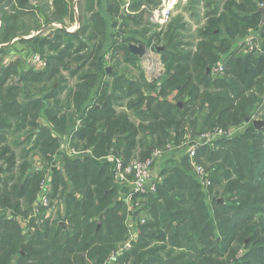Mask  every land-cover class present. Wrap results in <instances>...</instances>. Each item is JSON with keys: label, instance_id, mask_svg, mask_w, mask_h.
<instances>
[{"label": "trees", "instance_id": "trees-1", "mask_svg": "<svg viewBox=\"0 0 264 264\" xmlns=\"http://www.w3.org/2000/svg\"><path fill=\"white\" fill-rule=\"evenodd\" d=\"M146 1L157 5V0ZM206 1V22L197 32L200 42L194 49L191 41L184 40L186 25L181 16L166 30L153 34L147 45L153 41L162 45L166 75L159 86L149 85L142 75L144 88L125 73H112V87L99 81L106 71L99 69L98 58L78 55L85 43L76 45L75 35L60 30L52 39L43 34L25 39L31 36L27 32L17 35L24 32L21 19L33 13L29 9L35 6L31 0H0V264H12L14 257L16 264H103L129 236L128 202L119 196L108 155L114 154L127 165L140 148V161L145 162L169 144L178 148L187 143L189 130L198 137L207 131L227 133L231 126L264 111V22L260 13L264 0ZM198 2L190 1L185 11L196 16ZM53 22L59 19L53 17ZM248 36L255 37L252 50L246 44ZM14 39L26 44L31 53L48 56L47 68L35 73L19 71L17 64L3 65L6 46ZM118 45L136 65L138 59L127 55V43ZM102 47L103 42L97 54ZM241 48L243 55L238 54ZM75 63L78 67L72 74L82 82L70 96L82 123L67 129L66 116L47 102L58 101L60 93L56 92L61 89L53 84H60L62 72H71ZM219 64L224 75L213 77ZM43 92L41 98L35 95ZM170 96L173 102L167 100ZM117 107L131 114L119 113ZM132 114L139 122L132 121ZM41 116L51 128L37 122ZM254 122L242 135L214 146L205 141L197 149L196 160L207 163V172L212 171L207 192L221 188L211 200L207 194L209 205L201 192L204 186L193 172L190 175L188 155L171 161L167 165L171 169L163 167L160 175L166 177L157 185L156 197L132 196L136 216L146 213L149 219L140 222L138 240L119 255L118 264H264V127L256 130ZM65 133L70 154L60 156L57 136ZM173 136L175 142L170 141ZM29 143L32 147L24 154L29 162L19 164L13 148H26ZM76 152L78 156L72 157ZM37 158L45 166L30 172ZM43 193L50 201L64 203L61 221L70 223L71 232L60 225V233H53L46 223L38 230L27 226L34 233L23 234L15 218L24 220L38 205L39 212H47L38 200ZM23 206L28 207L26 211ZM5 211H11L14 218L8 219Z\"/></svg>", "mask_w": 264, "mask_h": 264}, {"label": "rangeland", "instance_id": "rangeland-1", "mask_svg": "<svg viewBox=\"0 0 264 264\" xmlns=\"http://www.w3.org/2000/svg\"><path fill=\"white\" fill-rule=\"evenodd\" d=\"M44 1L46 3L41 4L39 6L36 5L32 9H29V10H34V12L25 15L21 19L22 20V26H21L22 28L21 29L24 32L18 33L17 35L27 32L26 34H30L31 33V37H34V36L39 35V34H43L44 35V33H45L44 31H47V30L50 31L51 28H47V29H45V28L48 26V24H47V22H49L48 19L52 16L53 10L55 9L54 8V3H55L56 0H44ZM190 1H192V0H187L186 2L180 1L176 5L174 13L172 15V18H171L170 22L161 31L166 30L167 27L173 22V20H175L177 17L181 16L182 20H183L182 23L186 25V30L183 31L184 40H185V38H187L188 41H191L190 42L191 48L194 49L195 46L200 42V40H198L199 37H198L197 32H198V30L201 27H203L205 25V22H206L205 14L207 15V1L206 0H199L198 6H197V12H196L197 15L196 16L193 15V13L190 12V11H185V8L188 6ZM43 5H46V6L44 7ZM194 6H192V8ZM262 7H263V5H262ZM9 14H13L14 15L15 12L9 11ZM56 14L58 16V15H60V12L58 11ZM57 16H55V17H57ZM61 16H62V14H61ZM61 16H60V18H61ZM36 18H38V19H36ZM156 30H158V29H156ZM187 30H188V32H187ZM157 33H160V32H157ZM250 34H253V33L251 32ZM250 34H248V35H250ZM15 42L17 43V40L16 41L14 40L12 42V44L15 43ZM97 45L99 47L100 44H97ZM155 45H156V43H155ZM236 45H237V43L234 44V46H236ZM156 46L159 47V48L161 47V51H162V45H156ZM10 48L12 49V52L10 53L11 58H9V57H7V58L5 57L4 58L3 57L2 64H5V65L7 64V66L17 64V67L19 66V69H20L19 71H26V72L33 71L35 73L43 71V70H45L47 68V64H48V61H49L47 59L48 56H43V55L41 56L40 54H38V55L33 54V53H31V51H29V47L28 46H23V45H20V44L18 45V47H16L15 44L11 45ZM10 48H8V49H10ZM120 48H121L120 45L115 47V52H118V54L116 55L115 58H113L111 56L112 53L110 55L109 54L107 55V59L109 61L107 66H108V69L110 71H108L106 73L103 72L104 74L101 75L99 81H101L103 84H107L108 87H112L113 86L112 84H113L114 81L111 82V80H112L111 75H112L113 72H115V73H123L125 70H132L135 73V75H136L134 80H136L139 83H142L144 88L146 87V84L143 82L142 75L144 76V78L146 79V81H147V83L149 85L155 84V85L159 86L161 84V80L163 79V77H165L166 74H165V68H164V66L162 64V60H161V55L160 54H157V52H153L152 48L151 49L147 48L148 50H147L146 54L144 55V57H142V59L139 60V62H137L136 65H132L131 62H129L127 60L126 55H124L123 52H121ZM244 48H241L238 51V54H240V55L245 54ZM93 51H95V48H94ZM84 54H88V53L85 52ZM102 58H104V57H102ZM102 58H100V60H101L100 63H102L103 61L106 60V59H102ZM98 61H99V59H98ZM33 64H35V65H33ZM67 72L71 73L70 71H67ZM215 72H216V70H215ZM68 75L69 76H65L64 75L63 81H61L60 84H57L56 88L58 89V87H59L61 89V91H62L61 92L60 90H58L59 92H56L57 94L60 93V95H61V94H63V91H65V88L67 87V85L64 84L65 81L70 85L69 86L70 88L71 87L73 88L74 85L79 81L75 76L72 75V73L68 74ZM129 75H130V77L132 76L131 74H129ZM223 75H224V73L221 74L220 77H222ZM216 76H217V72H216V74L213 73V77H216ZM126 77H128V75H126ZM17 78H19V77L17 76ZM12 82L13 81L10 82V85L12 84ZM154 82H156V83H154ZM36 91L34 90V92H36ZM91 94H92V92H91ZM35 95L37 97L41 98L44 95V92L43 93H35ZM64 97H62L60 100L63 101ZM170 97L172 98V96H170ZM123 104L126 105L127 104V100L124 101ZM261 109H262V107H261ZM116 110L119 113L121 112V109H119L118 107L116 108ZM127 112H130V110L128 109ZM132 115H131L132 121H134V120L136 121V118L132 117ZM202 119H203V117H200L199 119H197V124L199 122H201ZM254 120H256L257 122H261L260 123L261 125H259V126L257 125L256 126L255 125L256 121L254 122ZM252 122H254L253 124H254L256 130H260L261 128H263L264 127V111L260 110L259 114L258 113H257V115L255 114L252 119L247 118V121L244 124H241L239 126H231L230 127V132L228 133L229 135H226V136H228L229 138L233 139L238 134L242 135V133H244L247 130L248 125L251 124ZM232 131H234V132H232ZM172 132L176 135L174 130H172ZM211 134L212 133L208 132V131L204 133V135H206V136H210ZM187 136H189L188 143H190L189 144L190 147L191 146H195L196 147L197 145L204 146L206 144L205 141L200 139L201 136H199V137L198 136H192L190 130H189ZM53 137L56 138V136H54V134H53ZM175 137L176 136L171 137L170 141L175 142ZM223 139H224L223 137H216L213 140H211L212 143H207V144H210V146H214L216 142L222 141ZM170 145H174V144L172 143ZM27 146L28 145H26V148H27ZM170 147L173 148V150L175 148L174 146H170ZM180 148L179 147L175 148L177 151L169 150L168 147H166V149H163L162 157H160L157 160L158 162L157 161L155 162V165H154L153 169L150 171V174H149V180H148L147 187L150 188V187L154 186L155 187V191L152 192V193L144 192V193H140V194L143 195L145 193H148V195H152V196H155V197L157 196V185L160 184L163 181L164 177H166V176H161L160 175L162 170H163V167L165 166L167 169H171V166H167L171 161L180 160L183 156L187 155L186 149L183 150V149H180ZM27 151H28V149L25 150L23 153L19 152L17 154V157L19 158V162H18L19 164H22V163H24L27 160L29 162V157H25L24 156V154ZM160 151L161 150H156L153 153L152 158L148 159L147 161L151 160V161L154 162L155 154L157 152H160ZM76 153H74V155H72V157H77L78 155ZM140 153H141V149L139 148L135 152V155L132 156V158H133L132 160L133 161L128 160L129 162H128L127 165L122 163L123 166H124V171H126L129 166H130V168H132V166H134L136 163H141L142 164V163L147 162V161H145V162H141L140 161L141 160L140 159L141 155L143 154V153H141V154ZM113 155L114 154H110L106 158V160H110L111 161V164H112V161H113V159L115 157ZM115 158H116V160H120L121 162L123 161L121 158H117V157H115ZM189 159H190V167H191L190 175L192 176V172H193V175L196 177L198 182L200 184H202L203 186H206L203 183L204 180L205 181L207 180L208 182H210V176L212 175V171L211 172H207V163L206 164H205V162L204 163H199L198 160H196V158L195 159H191L189 157ZM31 166H32L31 167L32 170L30 172H34L33 170L36 171L39 167L42 168L45 165L42 163V160L38 158V162H36L35 164H32ZM197 166H200V167H202L204 169L205 176H201L200 174L197 173V171H196V167ZM112 167H113V165H112ZM111 174H112L113 178H116L117 182H119V181L124 182V180L120 178V176L118 175L116 170L115 171L111 170ZM48 176H49L48 173H46L45 178L48 177ZM125 180H126L127 184H129L130 190H129L127 196H126V198H129V200H128L129 213H127V223H126V225L128 227L129 236H128V240L126 242H124V245L131 244L132 241H137L138 240V238H139L138 235L140 233V231H139L140 222H141V224H145L147 219H149V216H148V218L147 217H141L142 213L141 214L138 213L137 216H136V213H137L136 210L137 209L133 208V205H132L131 198H132L133 195H135L138 192V189L140 187V182H139L138 178L136 177V175L134 176L132 171L128 170V175H127ZM119 186H120L119 184L116 185L118 193L120 192L119 188H118ZM208 186L209 185H207V188H205V187L201 188L202 189L201 192L206 197V199H207V194H209L208 198L211 200V198L216 197V194L218 195V193H221L220 192L221 188H218L216 190L214 189L213 192L210 194V191L207 192V190L209 189ZM184 193L186 195V198H188V194L185 192V190H184ZM42 196H43V194H42ZM119 196H121L120 193H119ZM78 197H81V194H78ZM38 200H40V197L38 198ZM48 200H49V198H48ZM48 202L50 204L44 205V207L42 208V210L47 208V212H45V211H43V213L39 212L40 209H39V205H38V206H35V208H34V210H32V212L29 211V216L27 218H25L24 220H23V218L21 216L18 217V218H15L16 221L18 222V224L20 225V227L22 228V230H25L26 226H30V227H33L34 229L38 230L39 228H43L45 226V224L48 223V226L50 228H52L53 233H58V234L60 233V230H58L60 225L64 226L66 229H68V231L71 232L72 227H71L70 223H68V222L66 223V222L61 221V218L63 217V215L65 213L64 203H62L58 199H53L52 201L49 200ZM206 204L207 205L210 204L208 199H207V203H205V205ZM136 207L140 208L139 205H136ZM27 208L28 207L23 206L22 210L26 211L25 209H27ZM4 214L6 215V217L8 219H11L13 217L12 216L13 214L11 213V211H5ZM212 219H215V218H212ZM60 238H61V235L57 239L59 242H60ZM62 240H63L64 243L66 242V238L64 239V236L62 237ZM68 241H69V239H68ZM122 247L123 246L119 247V249L122 248ZM115 253H117V251ZM112 255L109 258H107L106 261L103 264H118L117 260H118L119 257H115L114 259H112Z\"/></svg>", "mask_w": 264, "mask_h": 264}, {"label": "crops", "instance_id": "crops-1", "mask_svg": "<svg viewBox=\"0 0 264 264\" xmlns=\"http://www.w3.org/2000/svg\"><path fill=\"white\" fill-rule=\"evenodd\" d=\"M44 0H32V3L34 6H39L41 4L46 3ZM186 2L187 0H179V2ZM148 2L146 0H56L54 3V10L52 13V16L48 19L49 22H47L48 26L45 28H51L50 31H44V36L47 38L52 39L57 33V30L60 31H65L66 35L73 36L75 35V44L77 45L79 42L85 43V48L83 51H80L78 55H90L93 58L96 57L99 59L98 65L99 69L104 68L106 72L110 71L108 69V59L107 55L111 54V56L116 57L118 52H115V47L118 46L119 42H126L127 43V55L131 59H142L141 56H138L134 53L131 52L130 50V45L133 46H139V45H144L146 47V52L147 48H152L153 52H157V54H160L161 49L157 47L154 44V41L151 43L150 46L147 44L152 41V36L155 32H161L159 30H156V26L152 23V18H151V13L152 9H154L155 6L153 5H148ZM158 4V0H157ZM44 7L46 5H43ZM157 6V5H156ZM60 12V15L57 16V12ZM62 14V16H61ZM57 16L59 19L60 16L61 18L59 19V22H53V17ZM56 18V17H55ZM38 19V18H36ZM1 25V23H0ZM44 29V30H45ZM25 39L31 38V36H25ZM23 38V39H24ZM17 40V43H13V41ZM11 41L6 47V58L10 56V53L12 52V49L10 48L11 45H23L27 46L26 44H23L20 42L19 39H14ZM103 42V47L101 51L97 54L96 50L98 48L97 44H100ZM18 44V45H17ZM95 46V47H94ZM10 48V49H8ZM95 48V51H93ZM88 51V52H87ZM88 54H84V53ZM121 52H123L124 55H126L125 51L121 49ZM145 52V54H146ZM102 53V54H101ZM101 54V55H100ZM104 57V58H102ZM144 57V56H143ZM100 58L106 59L102 63ZM5 65V64H3ZM7 66V64L5 65ZM78 67L77 63L73 65V69L71 70V73L76 70ZM87 69V68H86ZM85 69V70H86ZM84 70V71H85ZM67 71H63V78L65 76H69ZM115 73V72H113ZM123 73L128 75V79H134L135 78V73L132 70H125ZM123 73H119V75H122ZM131 74L132 76L130 77ZM73 75V74H72ZM75 76L79 81L74 85V87L70 88L69 84L65 81L64 84L67 85V89L63 94H61L58 97V101L56 102L55 99H50L47 103L48 106L54 107V109L59 112L60 114L66 116L67 118V129H70L72 125L76 122L77 126H79L82 123V120L80 118L79 113L75 109L72 103V99L70 94L72 95V91L76 90L78 87V84L81 83L82 81L78 78V75H73ZM112 80H114L113 77L111 76ZM57 84H53V88H56ZM154 95V94H152ZM65 96V97H64ZM155 96V95H154ZM22 97L24 98V94L22 93ZM63 98V101L60 99ZM173 98V96H172ZM171 97L167 98L168 101L173 102V99ZM94 105V101L91 103V106ZM122 110H125L127 112L128 110L126 108H119ZM131 114V112H127ZM132 117H134L132 115ZM135 118V117H134ZM37 122L41 126H47L51 128V125L48 124L49 121L45 116L39 117ZM136 122H139V120L136 119ZM1 133H4V131H1ZM57 136V135H56ZM60 140L61 144V151L59 152V155H68L70 154V150L68 146L70 145L68 135L62 134L61 136H57ZM25 137H21L20 143L24 141ZM186 141L189 140V136L185 137ZM184 143H182L183 145ZM169 146H174V145H167ZM31 143L27 146V148H24L23 146H18L14 147V151L16 154L19 152L23 153L25 150H29L31 148ZM88 152H81L82 154H88ZM77 154V153H76ZM58 155V156H59ZM38 161V158L36 159ZM96 161V160H95ZM110 161V160H109ZM116 161V158L114 157L112 161V165ZM19 162V158H18ZM99 162V161H98ZM111 162V161H110ZM113 169V167H112ZM119 184V193L121 194L122 198H126L130 186L127 184V182H115V185ZM38 203V200L35 201ZM34 210V207H33ZM141 217H147L148 214L142 213ZM23 234H29V233H34V231H29L27 230V226L25 230H22ZM30 234V235H31ZM23 255V251L21 252ZM17 262V257H14L12 264H16Z\"/></svg>", "mask_w": 264, "mask_h": 264}, {"label": "built area", "instance_id": "built-area-1", "mask_svg": "<svg viewBox=\"0 0 264 264\" xmlns=\"http://www.w3.org/2000/svg\"><path fill=\"white\" fill-rule=\"evenodd\" d=\"M179 3V0H158V4L157 6L154 7V9H152V13H151V18H152V23L156 26V28L161 31L165 28V26L170 22L172 15L174 13L175 7L176 5ZM262 7V6H261ZM264 8V6L262 7ZM255 37L254 36H248L246 39V44L247 46H249V49H253V39ZM35 65V64H33ZM216 72L218 74H223L224 73V69L223 66L221 64L218 65V67L215 69ZM230 132V131H229ZM224 133L221 130H216L214 133H212L210 136H206V135H201L200 139L203 141H211L216 137H223L224 139H230L228 136V133ZM234 132V131H232ZM209 134V133H208ZM232 137V136H231ZM190 143H185L182 146H180V149H183L187 151V155L191 158V159H195L196 158V152L197 149L200 147L199 145L195 146H189ZM169 150L172 151H177L175 148L173 150V148H171L170 146L168 147ZM163 152H157L155 154V158H154V162L149 160L145 163H136L134 166H132V168H130V166L127 168L126 171H124V166H123V162H121L120 160H116L113 164V170L118 173V175L120 176L121 179L124 180V182H126V177L128 175V170L132 171V173L134 174V176L136 175V177L138 178L139 182H140V187L138 189V193H144V192H149L152 193L155 191V187L152 186L150 188L147 187L148 185V180H149V174L150 171L153 169L155 162L162 157ZM158 162V161H157ZM196 171L198 174H200L201 176H205V172L204 169L200 166L196 167ZM115 182H117L116 178H114ZM206 186H204L205 188H207V185L210 186V182H208L207 180L203 182ZM208 186V187H209ZM148 194V193H146ZM127 202L129 200V198L126 199ZM48 196L46 194L43 193V196L40 197L39 203H42L43 205H48ZM131 244H126L123 245L122 248H120L117 253L113 252L112 255V259H114L115 257H119V255L121 253H123L125 250L130 249ZM110 255V256H111Z\"/></svg>", "mask_w": 264, "mask_h": 264}, {"label": "water", "instance_id": "water-1", "mask_svg": "<svg viewBox=\"0 0 264 264\" xmlns=\"http://www.w3.org/2000/svg\"><path fill=\"white\" fill-rule=\"evenodd\" d=\"M260 13L262 14V22H264V8H261L260 9ZM130 50L132 53L138 55V56H141L143 57L145 55V52H146V47L144 45H139V46H133V45H130ZM261 122H255V125L259 126L261 125L260 124Z\"/></svg>", "mask_w": 264, "mask_h": 264}]
</instances>
